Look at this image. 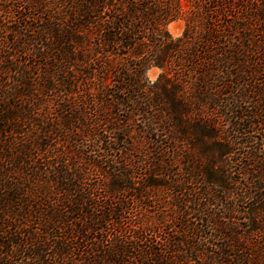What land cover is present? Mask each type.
Returning <instances> with one entry per match:
<instances>
[{
	"label": "trees",
	"instance_id": "trees-1",
	"mask_svg": "<svg viewBox=\"0 0 264 264\" xmlns=\"http://www.w3.org/2000/svg\"><path fill=\"white\" fill-rule=\"evenodd\" d=\"M184 2L0 0V264H264V0Z\"/></svg>",
	"mask_w": 264,
	"mask_h": 264
},
{
	"label": "rangeland",
	"instance_id": "rangeland-1",
	"mask_svg": "<svg viewBox=\"0 0 264 264\" xmlns=\"http://www.w3.org/2000/svg\"><path fill=\"white\" fill-rule=\"evenodd\" d=\"M183 7L184 8L186 7V2H184V0H183ZM184 27H185V17L183 14L172 19L166 24L167 30L173 37L181 35ZM161 71L162 70L159 67L151 66L146 70L145 75L150 82H153L157 79Z\"/></svg>",
	"mask_w": 264,
	"mask_h": 264
}]
</instances>
